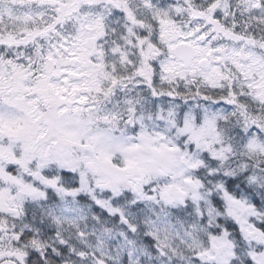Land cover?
<instances>
[{
	"label": "snow or ice",
	"instance_id": "obj_1",
	"mask_svg": "<svg viewBox=\"0 0 264 264\" xmlns=\"http://www.w3.org/2000/svg\"><path fill=\"white\" fill-rule=\"evenodd\" d=\"M0 264H264V0H0Z\"/></svg>",
	"mask_w": 264,
	"mask_h": 264
}]
</instances>
